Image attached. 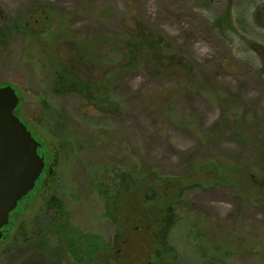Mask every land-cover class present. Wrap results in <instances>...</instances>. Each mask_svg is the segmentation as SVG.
<instances>
[{"label": "rangeland", "instance_id": "1", "mask_svg": "<svg viewBox=\"0 0 264 264\" xmlns=\"http://www.w3.org/2000/svg\"><path fill=\"white\" fill-rule=\"evenodd\" d=\"M16 21L26 33L0 51V88L15 90L14 115L42 144L52 175L42 195L17 205L11 231L52 218L44 203L54 195L68 214L61 227L76 230L81 249L95 244L92 254L78 250L82 264H171L155 249L163 224L147 231L139 218L147 202L105 204L113 172L126 171L172 199L166 205L178 220L166 244L177 264L213 254L221 264H264V60L255 50L264 48V0H0V23ZM138 30L162 60H133ZM61 64L87 79L120 69L109 86L119 111L101 114L72 94H53ZM230 124L245 129L234 135ZM206 164L216 169H199ZM66 258L58 253L59 264H75ZM4 260L45 264L27 249Z\"/></svg>", "mask_w": 264, "mask_h": 264}, {"label": "trees", "instance_id": "2", "mask_svg": "<svg viewBox=\"0 0 264 264\" xmlns=\"http://www.w3.org/2000/svg\"><path fill=\"white\" fill-rule=\"evenodd\" d=\"M25 29L21 25L20 21L11 22V23H0V51L6 49L13 36L22 32L26 33ZM146 35H144V32H142L141 30L135 31L132 39L134 40L135 38L136 42L131 44L130 42L132 39L130 40L129 48H128L129 55H131L133 60L134 61L136 60L137 63L141 60L152 62L151 60L157 58L162 60V58L157 53L151 54L150 52L151 48L155 47L156 43L154 42V39L150 35L147 36ZM255 50L264 60V48L258 46V48H255ZM75 56H77L76 58L78 61L79 59L81 60L84 58L82 55H80L78 51L75 52ZM151 56H153V58ZM161 62H165V61H161ZM127 66L128 65H124L122 70L124 71ZM116 70L121 71L120 69L105 71L102 72L101 74L95 75V77L92 79H87L81 75V73L76 69L74 65L63 66L61 64L59 69H57L53 74L54 79L50 91L53 94H58V95L72 94L83 100L85 105L94 107L95 110H97L101 114H108L110 112L112 113L113 111L116 112V110L119 111L118 109L119 106L117 102L113 100L112 88L109 87L114 82L113 80L119 76V73L118 71L116 72ZM227 129H230L233 133H235L234 135H239L238 130L243 131L245 127L243 125L234 126L230 124ZM262 145L264 146V141L262 142ZM259 146H261V144H257L256 148H259ZM262 163L264 164V161H262ZM208 168L210 170L216 169L213 164H206V166L199 167V169L201 170ZM113 173H114V180L117 181V185L115 184L116 186H113L114 187V189L112 190L113 193L110 192L111 189L109 187V184L107 185V187L106 186L104 187L105 189L104 198H105L106 206L110 207V209H113L114 206L118 208V204H122V206L126 204V208L128 209L130 204L127 203H129L128 201H130L133 197H135L136 204L139 203L141 204V206L142 204H145V202H147L149 204L148 206H146L148 207V209H144L145 212L144 210L141 209V214L143 215H141L142 217H140L139 215L138 216L140 220L144 221L146 225L145 227H147L146 228L147 231H149L148 230L149 226L154 227L159 222L163 224V228H162L163 240H161L162 238H160L159 245L155 249H159V248L160 250L162 249V251H164L167 255H170L172 257L171 264H177V259L175 257V253L173 252V248L171 247L167 248L168 246L166 244V236L169 230H171L174 227L176 221L178 220L176 214L174 213V209L170 205H166V204H171L173 202L172 199H169V202H165L167 199V195L164 196L163 194H160L158 197L156 195L157 192L154 186L147 188L146 186H143L142 183H138V181H136L135 183L133 181L134 175L127 173L126 171L120 173H116V172ZM136 177H138V175H136ZM142 179H144V177L139 179V181L143 182ZM173 185L174 184H169V186L171 187H173ZM149 199H151V201H149ZM48 205L51 206L52 210L56 211V213L53 215H59L62 218L68 217V214L65 211V204H62L60 202H58L57 204H45V206ZM152 208L154 209V211L152 210ZM136 210L138 209L135 208V211ZM133 213H132V217L134 216ZM61 226L62 225L59 224V228H61ZM118 226L119 227L117 228L116 231L117 235L121 231L120 229L121 225ZM140 227L141 225L136 227V230L139 229ZM141 229L142 228H140V230ZM69 231L71 237L70 255L72 256L74 260L73 262L75 264H82L83 263L81 259L82 257L81 255L78 254V250L80 252L82 251L84 253L88 252L92 254L93 251L96 249L95 244L91 243L86 249H81V247L77 245V240H74L72 238V236L76 233V230L70 227V230H66L64 232H69ZM155 231L153 233H155ZM202 256H206L205 253ZM202 260H203V264L222 263L220 258L216 257V254H213V256L204 257L202 258Z\"/></svg>", "mask_w": 264, "mask_h": 264}, {"label": "water", "instance_id": "3", "mask_svg": "<svg viewBox=\"0 0 264 264\" xmlns=\"http://www.w3.org/2000/svg\"><path fill=\"white\" fill-rule=\"evenodd\" d=\"M18 104L12 87L0 88V239L10 213L32 191L44 168L39 144L14 115Z\"/></svg>", "mask_w": 264, "mask_h": 264}, {"label": "flooded vegetation", "instance_id": "4", "mask_svg": "<svg viewBox=\"0 0 264 264\" xmlns=\"http://www.w3.org/2000/svg\"><path fill=\"white\" fill-rule=\"evenodd\" d=\"M41 148L42 144L39 143L37 153L43 158L44 168L36 180L34 188L24 198H27L30 194L35 192H37V196L42 195L43 192L41 191L45 190L48 179L52 175V169L47 163L48 160L46 158V154H39V150L41 151ZM47 195L48 194H45V196ZM55 199L57 198H55L54 195L48 198L46 197L44 204H57L59 201L57 202L58 199ZM16 208L10 213L8 224L1 230L4 232H2V237L0 239V264H2L4 258H7L9 255L11 256V254L14 255V253L18 250L25 249L34 251L38 254L40 253L41 256L43 255L45 258V264H59L58 253L61 252L66 254V262L70 263V239H68L70 237V232H64L66 230H70V227L64 226L59 228V224H67H63L61 222L62 217L59 215H53L56 213V211L52 210L51 206L48 205L46 206V209L47 212H52V218H49L50 216L39 218L40 220H36L30 232H13L11 230H15L14 224L16 223V217H14L13 214L15 213ZM60 239H66L68 241L64 242V245H62V247H58L57 250H55V248L53 249V246H55L56 242H59ZM2 257L4 258L2 259ZM6 264L9 263L6 262Z\"/></svg>", "mask_w": 264, "mask_h": 264}]
</instances>
